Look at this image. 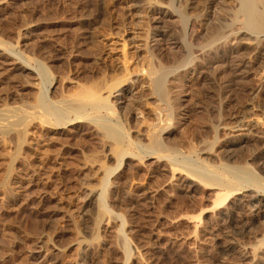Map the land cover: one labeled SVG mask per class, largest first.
<instances>
[{
	"label": "rangeland",
	"instance_id": "rangeland-1",
	"mask_svg": "<svg viewBox=\"0 0 264 264\" xmlns=\"http://www.w3.org/2000/svg\"><path fill=\"white\" fill-rule=\"evenodd\" d=\"M228 1L174 0L152 42L188 63L161 152L146 42L169 0H0V264H264V35L228 36Z\"/></svg>",
	"mask_w": 264,
	"mask_h": 264
},
{
	"label": "bare ground",
	"instance_id": "bare-ground-1",
	"mask_svg": "<svg viewBox=\"0 0 264 264\" xmlns=\"http://www.w3.org/2000/svg\"><path fill=\"white\" fill-rule=\"evenodd\" d=\"M217 1V0H216ZM215 0H210V2L211 3H214V2H216ZM224 1H228V0H224ZM167 2V1H166ZM231 2V1H230ZM223 3V2H222ZM232 3L233 4H231L230 6H227L228 8H224L227 4H229V1L228 2H226V5H224V7H223V9L221 10V11H224V12H226V15H228V17L230 16V18H231V21L232 22H230V24H232V23H235V24H237L238 26H239V29H237V30H234V31H232V29L229 31V25L227 26V25H225V26H227V29H228V32H227V35L228 36H230L229 34H231V33H235L236 34V32L238 33V32H242V33H246V34H249V35H255V36H258V35H264V0H232ZM225 4V3H224ZM151 8V7H150ZM225 9V10H224ZM178 11H177V9L176 8H174V0H169V4H168V8H161V7H159V6H152V8L150 9V26H149V29H150V33H149V39H148V42H146V47H147V50H148V55L151 57V59H154V60H157V62H156V64L157 65H155V66H149L148 68H147V70H146V75L148 76V85H149V88H150V92L153 94V96L155 97V99L158 101V104L155 106V112H156V114H157V118H158V121H157V123H156V125L155 126H153V127H151L152 129L150 130V132H148V133H150L149 134V136H150V141H151V143L150 144H152V146H153V148L155 147L156 148V150L157 149H159V150H161L162 148H161V146H162V138H161V133L163 132V130L167 127V125H168V122H169V120H170V118H169V115H170V112H171V110H170V107L168 106V104H167V101H166V93L168 92H166L165 93V90H164V85H163V83H164V79L167 77V75H170L171 73H174V72H176L178 69H180V68H182V67H184V66H186V64H188V63H179V64H177V65H175V66H170V68H165V65L166 64H164L163 65V63H162V61L160 60V58H159V56H157V54H156V47L152 44V42L153 41H156V37L157 36H165V31H161V25L163 24V21H164V19L165 18H170V17H172V16H174V13L176 14ZM179 13V12H178ZM223 13V12H222ZM217 14V13H216ZM177 15V14H176ZM187 15V14H186ZM177 16H179V15H177ZM180 16H183V15H180ZM210 16V17H209ZM209 18H211V20H213V19H215L214 17H215V11L213 12H209ZM217 16V15H216ZM88 17V16H87ZM200 17V16H199ZM228 17H227V19H228ZM181 18H183V17H181ZM218 18V17H217ZM223 19V18H222ZM222 19L220 20V21H222ZM166 20V19H165ZM226 20V19H225ZM194 21V20H193ZM180 22V21H179ZM215 22V21H214ZM219 22H216V23H214V24H216V26H217V28H216V30H214L213 32H210V39L208 40V41H210V43L212 42H214V41H217V40H219L220 38H223L224 39V37H223V35L225 36L226 34H224L225 32H223V28L225 29V31H226V27H223V25L220 27V25L218 24ZM209 24V23H208ZM165 25V24H164ZM185 29H184V33H185V35H186V37H185V35H184V38H187V40H188V45H191V42H192V40L194 39V37H195V35H197V31H196V29H195V25H193V23L191 22V20H189L188 19V17H185ZM212 25V24H211ZM209 26V25H208ZM233 25H231V27H232ZM223 27V28H222ZM183 28H184V26H183ZM222 28V29H221ZM210 30V29H209ZM149 31V30H148ZM230 32V33H229ZM226 35V36H227ZM205 36V35H204ZM225 36V38H227ZM185 42H186V40L185 39H183ZM222 40V39H221ZM157 42V41H156ZM180 42V41H179ZM187 43V42H186ZM185 44V43H184ZM209 44V43H208ZM198 45V44H197ZM210 45V44H209ZM182 46V45H181ZM181 48V47H180ZM183 48H184V46H183ZM190 48H191V46H190ZM179 49V48H178ZM204 49V48H203ZM169 50V49H168ZM180 50H182V49H179V52L181 53V51ZM189 52V51H188ZM179 54V53H178ZM190 55V54H189ZM191 56V55H190ZM189 57V56H188ZM150 59V60H151ZM166 61V60H165ZM183 61V60H182ZM155 63V62H154ZM165 63V62H164ZM174 63V62H173ZM8 65L11 67V68H13V69H15V70H25V69H27V67H25L26 66V64H25V66H23V64L22 65H20L19 63H16L15 61L14 62H10V63H8ZM151 65V64H150ZM157 66V67H156ZM156 67V68H155ZM145 82V81H144ZM112 87H114V86H112ZM108 89H109V87H108ZM116 89V88H115ZM107 90V89H106ZM108 91H110L109 93H107V96L109 97L110 95H111V90L109 89ZM107 91V92H108ZM119 91H121L122 92V94L124 93L125 94V92L127 91V89L126 88H123V87H121V88H119ZM97 93V92H96ZM85 94H87V93H85ZM93 94V93H92ZM91 94V96H89V98H88V94L86 95V97L90 100V98L93 96ZM149 94V93H148ZM84 95V94H83ZM90 95V94H89ZM80 96H82V94L80 95ZM79 96V97H80ZM106 96V97H107ZM125 96V95H124ZM86 97H81V98H86ZM94 97V96H93ZM96 97V96H95ZM152 97V96H151ZM80 98V99H81ZM86 98V99H87ZM97 99V98H96ZM95 99V100H96ZM169 99V98H168ZM93 100H94V98H93ZM153 100V99H152ZM155 100V101H156ZM83 101V100H82ZM81 101V102H82ZM152 102V101H151ZM154 102V101H153ZM83 103V102H82ZM87 103V102H86ZM96 103V102H95ZM120 103V102H119ZM54 104V103H53ZM81 104V103H80ZM59 105V104H58ZM85 105V104H84ZM87 105V104H86ZM85 105V106H86ZM91 105H92V103H91ZM151 105V104H150ZM170 105V104H169ZM88 106H89V104H88ZM82 107V106H81ZM92 107V106H91ZM90 107V108H91ZM94 107V106H93ZM97 107V106H96ZM57 109H58V107H56ZM65 106H64V110H65ZM80 108V107H79ZM33 109V108H32ZM9 110V109H8ZM23 110V109H22ZM36 110V109H35ZM51 110V109H50ZM59 110V109H58ZM62 110V109H61ZM63 110V111H64ZM47 111V110H46ZM11 113V112H10ZM45 113V112H44ZM1 114V113H0ZM53 114V113H52ZM4 115V114H3ZM2 115V116H3ZM10 115V114H9ZM13 115V114H12ZM52 116V115H51ZM35 117V116H34ZM2 117H0V119H1ZM21 118V117H20ZM57 118V117H56ZM176 118V117H175ZM4 119H5V117H4ZM17 119V118H16ZM183 119V118H182ZM263 119H264V116H263ZM5 121V120H4ZM172 121V120H171ZM72 124V123H71ZM263 124H264V120H263ZM150 125V124H149ZM148 125V126H149ZM112 126V125H111ZM110 126V127H111ZM103 128H106V125H105V127H103ZM167 128H169V127H167ZM105 130V129H104ZM108 130V129H107ZM112 130V129H111ZM115 130V129H114ZM148 130V129H147ZM119 132V131H118ZM109 133V132H108ZM110 133H111V131H110ZM114 134V133H113ZM117 136V135H116ZM116 136H115V138H116ZM148 136V135H147ZM164 136V135H163ZM111 137H113V136H111ZM117 137H119V136H117ZM120 138V137H119ZM120 141H122V140H120ZM149 141V140H148ZM118 143V142H117ZM116 143V144H117ZM119 144V143H118ZM121 144V143H120ZM149 146V145H148ZM164 146V145H163ZM146 147H144V149H145ZM114 149H116V148H114ZM147 149V148H146ZM148 149H150V148H148ZM164 149H165V147H164ZM177 149V148H176ZM117 150V149H116ZM119 150V149H118ZM120 150H121V148H120ZM120 150H119V152H120ZM140 150V149H139ZM153 150V149H152ZM166 150V149H165ZM146 151V150H145ZM155 150H153V152H154ZM163 151V149L161 150V152ZM117 152V151H116ZM123 152V151H122ZM122 152H120V153H122ZM152 152V151H151ZM152 152V153H153ZM156 152V151H155ZM119 153V154H120ZM116 154V153H115ZM147 154H149V153H147ZM160 154V153H159ZM121 155V154H120ZM159 159V158H158ZM120 160V159H119ZM173 162V161H172ZM171 163V162H170ZM176 164V163H175ZM189 164V163H188ZM173 165V164H172ZM177 165V164H176ZM181 165H183V164H181ZM172 167H174V166H172ZM175 168V167H174ZM174 168H173V170H174ZM185 169V168H184ZM190 169V168H189ZM173 170H171V171H173ZM177 170V169H176ZM175 170V171H176ZM246 170V169H245ZM242 171H244V170H242ZM241 171V172H242ZM174 172V171H173ZM208 172V171H207ZM244 172H246V174H247V176L248 175H250L251 174V172H249V171H244ZM194 173V172H193ZM248 173H250V174H248ZM189 174H191V173H189ZM197 174V173H196ZM201 174H203V171H202V173ZM109 175V174H108ZM173 175V174H172ZM192 175V174H191ZM220 175V174H219ZM231 175V174H230ZM244 175H245V173H244ZM252 176H253V174H251ZM187 176V175H186ZM200 176V175H199ZM215 176V175H214ZM224 176V175H223ZM193 177H194V175H193ZM196 177H198V176H196ZM210 177V176H209ZM238 177V176H237ZM243 177V176H242ZM226 178V177H225ZM232 178V177H231ZM245 178V177H244ZM253 178H255V177H253ZM190 179V178H189ZM193 179V178H192ZM219 179V178H218ZM248 179V178H247ZM250 179H251V177H250ZM200 180H201V178H200ZM249 180V179H248ZM248 180H247V182H248ZM212 181V180H211ZM214 181V180H213ZM216 181V180H215ZM220 181V180H219ZM231 181V180H230ZM253 181V180H252ZM254 181H255V179H254ZM202 182V181H201ZM203 182H204V180H203ZM207 182H208V180H207ZM217 183H220V182H217ZM216 183V184H217ZM226 183V182H225ZM231 183V182H230ZM239 183V182H238ZM214 184H215V182H214ZM228 184V183H227ZM204 185H206V184H204ZM203 185V186H204ZM218 185V184H217ZM220 186H221V184H219ZM224 185V184H223ZM222 185V186H223ZM235 185V184H234ZM240 185V184H239ZM225 186H226V184H225ZM217 187V186H216ZM224 188V187H223ZM226 188H227V186H226ZM226 190V189H225ZM234 191V190H233ZM230 192V191H229ZM229 192H227V194L225 195V196H223L224 194H223V192H222V194L223 195H221V198L223 199V200H225L226 199V197H228L229 195H228V193ZM220 193V192H219ZM225 193V192H224ZM219 194H216V196H218ZM228 195V196H227ZM218 201V203L219 204H221V202L220 201H222V200H219V197H218V199H217ZM239 200V199H238ZM244 200V199H243ZM216 202V203H217ZM222 202H225V201H222ZM216 203H214V205H216ZM260 206V205H259ZM263 208V210L262 211H264V205L262 206ZM259 208V207H258ZM246 222H245V226H246ZM245 226H244V228H245ZM255 255H257V254H255Z\"/></svg>",
	"mask_w": 264,
	"mask_h": 264
}]
</instances>
